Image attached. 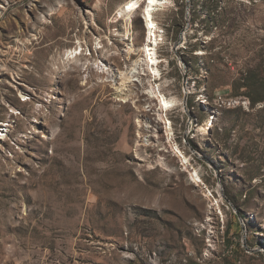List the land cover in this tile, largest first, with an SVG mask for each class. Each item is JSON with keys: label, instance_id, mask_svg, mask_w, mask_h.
I'll use <instances>...</instances> for the list:
<instances>
[{"label": "rangeland", "instance_id": "rangeland-1", "mask_svg": "<svg viewBox=\"0 0 264 264\" xmlns=\"http://www.w3.org/2000/svg\"><path fill=\"white\" fill-rule=\"evenodd\" d=\"M126 1L0 0V264H264V102L217 107L204 137L209 108L183 89L190 78L211 109L218 95L247 99L243 83L263 92L264 0H168L155 13L163 90L181 130L199 122L193 156L177 140L183 166L166 145H138L139 105L95 67L142 55L139 12L130 56L113 22Z\"/></svg>", "mask_w": 264, "mask_h": 264}, {"label": "built area", "instance_id": "built-area-1", "mask_svg": "<svg viewBox=\"0 0 264 264\" xmlns=\"http://www.w3.org/2000/svg\"><path fill=\"white\" fill-rule=\"evenodd\" d=\"M144 59L145 55H141L138 60L139 63H136L138 62L136 61L129 65L124 64L122 71L117 69L114 65H105L104 67L99 64L97 67L95 64V67L98 68L100 73L105 74L107 83L112 89H116V87L119 86L117 90L120 94L118 95L121 96V98L126 96V101L122 99L123 102H132L139 105L140 116L137 123L138 145L144 149L152 150L161 145H166L170 149L172 156L178 160L181 166L187 165L182 162V155H180L176 150V148L180 149L177 140L179 139V136H182L183 143L187 144L188 149L191 151L190 155L193 156L191 145L189 144L191 139L189 142H187L186 139L192 133L193 123L195 122V124L199 126V122L194 119V117L193 122L192 118L188 116L187 122L184 128H182L183 130H181V122H183L185 112H183L182 115L174 116L175 108L177 107L176 103L173 104L170 110L165 111L161 108V96L164 95L166 98L171 96V94L165 93L163 90L161 82V64H158L161 78H157L150 73L146 64L141 62ZM159 60L161 59L159 58ZM189 80L190 78H186L184 81V95L187 98L191 89L195 91L196 106L199 108H209L208 112H210V114L207 115V117L210 125L218 113L217 107L229 109L231 107L241 106L248 109L250 106L249 100L246 98H227L223 95H218L213 101L214 106L216 107L211 109L208 98L204 93V89L197 90L195 82H192L191 85L188 86L187 83ZM127 81H129V83H127ZM124 84L127 85L124 86ZM185 88H189V94L185 93ZM127 94L129 95L127 96ZM184 106L186 107V101L185 104H183V109ZM175 119H179L180 122L177 124ZM206 119L200 123V126L206 125ZM7 139L8 131L6 126L0 125V148L3 147V143H6ZM174 146H176V148H174ZM188 174L190 180H192L191 173L189 172Z\"/></svg>", "mask_w": 264, "mask_h": 264}, {"label": "bare ground", "instance_id": "bare-ground-1", "mask_svg": "<svg viewBox=\"0 0 264 264\" xmlns=\"http://www.w3.org/2000/svg\"><path fill=\"white\" fill-rule=\"evenodd\" d=\"M168 0H127L116 12L114 23H117L118 28L120 29V35L123 38L124 41H127V50L126 55L130 56L132 54H135V48L133 45L134 41V33L130 27V20L133 14L139 12L140 19L142 21V25L144 28V39L142 40V45L140 48V52L142 53V56L145 55V59L141 61L142 63L146 64L148 70L150 73H152L157 78H161L160 76V70L158 68V64H161L163 60H159V57L157 55V47L159 42L162 40L163 32L161 28L159 27L156 19H155V13L160 10ZM98 48H101V46H98ZM82 53V48L80 46L75 47L74 49L66 50L63 54V60L68 61H74L77 59L78 56H80ZM136 63H139L136 62ZM135 63V64H136ZM102 65L105 67L102 62L97 63L98 65ZM129 83V81H127ZM127 84H124L126 86ZM118 88V87H117ZM186 94L188 92L189 94V88L185 89ZM118 92V91H117ZM26 101V99H23V102ZM161 108L165 111L170 110L174 103L177 102V99L173 97H165L164 95L161 96ZM178 104V103H176ZM138 123V122H137ZM213 121L210 125V122L208 121V117L206 119V125H202L198 127L199 132L202 134V136L206 137L210 134V129L212 127ZM209 126V127H208ZM5 143H3L4 146ZM177 152L182 155V162L185 164H188V159L186 156L182 154V151L178 148H176ZM9 154H5L6 157H11L10 151H8ZM198 156H202L199 154ZM192 181L202 183V180H200V177L197 173V171H194L191 173ZM207 189V187H205ZM207 192L209 195H211V192L209 189H207ZM218 209L220 211L219 203H221L220 200L216 199L215 201ZM221 212V211H220Z\"/></svg>", "mask_w": 264, "mask_h": 264}, {"label": "trees", "instance_id": "trees-1", "mask_svg": "<svg viewBox=\"0 0 264 264\" xmlns=\"http://www.w3.org/2000/svg\"><path fill=\"white\" fill-rule=\"evenodd\" d=\"M210 13L211 12H209V14ZM261 85L263 86L264 84L261 83ZM242 87H247V89L249 90V92L245 94V97H247V99L249 100L250 108H254L258 103L264 102V90L263 92H252L251 88H249V86L244 83L242 84Z\"/></svg>", "mask_w": 264, "mask_h": 264}, {"label": "water", "instance_id": "water-1", "mask_svg": "<svg viewBox=\"0 0 264 264\" xmlns=\"http://www.w3.org/2000/svg\"><path fill=\"white\" fill-rule=\"evenodd\" d=\"M180 39H181V37H180ZM184 99H186V96L184 97Z\"/></svg>", "mask_w": 264, "mask_h": 264}, {"label": "snow or ice", "instance_id": "snow-or-ice-1", "mask_svg": "<svg viewBox=\"0 0 264 264\" xmlns=\"http://www.w3.org/2000/svg\"><path fill=\"white\" fill-rule=\"evenodd\" d=\"M150 2H151V0H150Z\"/></svg>", "mask_w": 264, "mask_h": 264}]
</instances>
